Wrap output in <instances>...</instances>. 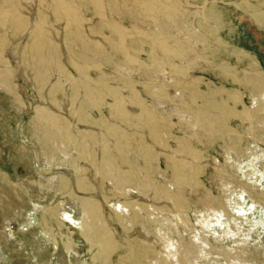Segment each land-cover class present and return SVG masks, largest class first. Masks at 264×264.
Wrapping results in <instances>:
<instances>
[{
  "label": "rangeland",
  "instance_id": "obj_1",
  "mask_svg": "<svg viewBox=\"0 0 264 264\" xmlns=\"http://www.w3.org/2000/svg\"><path fill=\"white\" fill-rule=\"evenodd\" d=\"M198 109L207 111L199 123ZM41 111L57 125L43 124L41 142L25 143ZM149 116L154 136L142 124ZM258 126L264 0H0V264H118L132 238L143 264L174 263L166 242L189 240L208 203L239 194L235 157L254 168L248 181L264 185ZM45 208L55 214L47 228L36 219ZM64 211L93 221L102 241L91 246ZM108 239L114 251L94 256ZM207 250L210 261L194 252L185 264L217 263Z\"/></svg>",
  "mask_w": 264,
  "mask_h": 264
},
{
  "label": "bare ground",
  "instance_id": "obj_2",
  "mask_svg": "<svg viewBox=\"0 0 264 264\" xmlns=\"http://www.w3.org/2000/svg\"><path fill=\"white\" fill-rule=\"evenodd\" d=\"M2 14L6 15V13H2ZM198 80H200V78H198ZM206 112L203 110L200 111L199 109L195 110L193 121L199 123L200 115L203 117L207 115L205 114ZM248 112H249L248 110L242 111V113L247 118L250 119V122H253L254 117H251V115H249ZM221 114L223 115V113ZM205 121L211 124L212 126V129H210L211 132H214L217 130L216 122H215L216 119L215 121H212V118H209L208 116H206ZM46 123L55 127L57 125V118L56 117L49 118L48 116H45L42 111L38 112L35 115V122H33L32 124L35 128L36 133L28 137V136H25L26 132L24 128H21L20 133H22L23 136H25L23 141H25V143H28V142L33 143V145L41 142V140L38 138V135L41 131H43L42 125ZM253 123L255 124V123H260V122L257 119V121L256 122L254 121ZM142 124L144 127L147 126L150 129L151 134H153L152 136H154V134H156L157 130L159 129L158 125L156 124L155 119L151 116L146 118L145 123H142ZM250 128H253V126L251 125ZM262 128L264 127L260 128L258 126L256 133H253L252 136L254 139L258 138L260 141L264 143V136L257 135L259 130H261ZM56 131L59 133L62 132L60 127H57ZM262 131L264 132V129ZM44 140H45V134H44ZM106 151H107V148L104 147L103 154H102V160L105 159ZM25 152H26V149L21 147L20 149L21 157L23 154H26ZM83 154H86V151H84ZM50 156H46V157L50 159L49 158ZM235 159H236L235 164L233 166H235V168L238 169V172L236 170L235 174L237 173L241 174L244 178V179L243 178L235 179L236 180L235 186H238L240 189L239 194L233 197L230 201H221L220 199H216L214 202L212 201L208 203V205L210 206L209 208L210 212H208L206 216L197 220V223L200 226L198 228H194L195 233L190 237L189 240H184V238L181 237L180 239H176V243H174L173 241L166 242V247L164 248V251H165L164 255L168 257L169 259L170 258L175 259L174 263L172 264H185L186 258L188 256L189 257L195 256L193 255L194 252H196V254L199 252L206 254L204 257H209V261H210V256H209L210 252L207 250V247H209L210 251H215V253H217L216 254L217 256L215 255L214 257H211V259H214V261H218V262L217 263L212 262V264H230L231 263L230 258H232V260H234V263L236 264H264V234L261 231H259L260 226H262L263 231H264V185H262L261 183L257 185L255 183L256 180L248 181V179L251 178V175L253 174V171L251 170H254V168L253 167L252 169L245 168L241 164L242 162L241 158L239 159L235 157ZM182 164L185 165L184 163ZM104 165L110 166V163L107 161L104 163ZM219 169L224 170L225 168L220 166ZM176 170L179 173L184 171L181 165H177ZM137 173H138L137 169L134 168L133 172L131 173V177H130L131 180L134 182H136L135 179L137 177ZM59 175L60 177H63V176L69 177L68 175L61 173V172L59 173ZM198 175L199 174L197 173V171H195L193 179L197 178ZM123 179L127 181L128 177L125 176ZM119 181L123 182L122 180H120V177H119ZM193 183H195V181H193ZM46 185L47 184H43L41 182L38 183L39 187H44ZM77 186L80 188L79 183L77 184ZM259 186L261 187L259 188ZM247 197L249 198V200H246ZM81 206H82L83 211L86 213V216L89 218V216L91 215L90 212L94 209L92 202L89 199H85L81 203ZM118 206L121 209L125 207L126 205L124 203H120V205L118 204ZM30 209H26V210L30 211ZM73 209H76V207H74ZM125 210L126 212H128L127 209ZM111 211L112 213L116 215V217H121V215H125L121 210L116 211L115 209H112ZM63 214H65L66 216L65 218L68 220L69 223H71V225H79V224L81 225V231L84 234V236L87 238V240L91 243V246H93L94 242L96 241L98 242L102 241L101 237H99L100 236L99 230L97 229L96 224L93 221H90V220L87 221L84 219L83 221L80 222L76 220L70 212L64 211ZM54 215L55 214L52 211V209L45 208L43 210L42 217L36 218L38 221L37 223L40 224L41 226H44V228L45 227L47 228L49 220L52 219ZM30 216L31 215L29 214V218ZM31 219H29V221L26 223L30 224ZM244 224H248L250 227H245ZM211 231L215 233H212ZM34 232L35 231H33V233ZM104 232L107 234V231L105 229H104ZM61 235L64 236V234H61ZM211 235H212V238H214L217 241L215 245H212V242L210 241ZM224 235H226L227 239L224 238ZM253 235H255V237ZM41 237H42V234H40L38 238L40 239ZM54 237L56 236L52 235V238ZM133 240H134L133 238L130 240L128 251L124 255V257L123 256L120 257L118 264H133L131 261H129L131 259L138 260V264H143L140 260L141 254L143 253V248L141 245L135 242H132ZM220 241H223V242L229 241L230 246L228 247L220 246L217 249L216 247L218 246ZM115 242H116L115 239H112V241L111 239L103 241L101 250H98V252L94 254V256L99 255L103 259H106V257H108V251L110 252L112 250L114 251L116 247ZM71 244H72L71 241H67V243H64V245L67 246L68 248L70 247ZM137 247L140 248V250L135 252V250L138 249ZM123 259H124V262H123ZM157 264H169V261H165V259L158 260Z\"/></svg>",
  "mask_w": 264,
  "mask_h": 264
}]
</instances>
